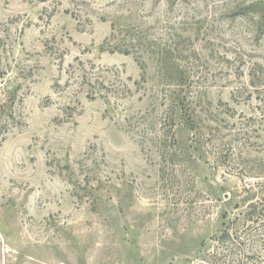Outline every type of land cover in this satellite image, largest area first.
Masks as SVG:
<instances>
[{
  "label": "rangeland",
  "instance_id": "rangeland-1",
  "mask_svg": "<svg viewBox=\"0 0 264 264\" xmlns=\"http://www.w3.org/2000/svg\"><path fill=\"white\" fill-rule=\"evenodd\" d=\"M0 264H264V0H0Z\"/></svg>",
  "mask_w": 264,
  "mask_h": 264
}]
</instances>
